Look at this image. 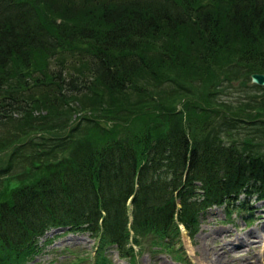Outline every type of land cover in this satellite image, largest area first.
<instances>
[{
  "label": "trees",
  "instance_id": "1",
  "mask_svg": "<svg viewBox=\"0 0 264 264\" xmlns=\"http://www.w3.org/2000/svg\"><path fill=\"white\" fill-rule=\"evenodd\" d=\"M238 72L264 74V0H0V264L56 228L134 264L213 207L250 215L264 97L215 91Z\"/></svg>",
  "mask_w": 264,
  "mask_h": 264
},
{
  "label": "rangeland",
  "instance_id": "2",
  "mask_svg": "<svg viewBox=\"0 0 264 264\" xmlns=\"http://www.w3.org/2000/svg\"><path fill=\"white\" fill-rule=\"evenodd\" d=\"M219 74L220 72H215L212 79L216 80L215 77ZM240 74L243 72H238L235 74L237 76H233V79L236 80L222 82L215 88V91H221L218 95V102L225 101L236 104L237 101H242L245 95L256 98L264 97L262 90L264 87L254 88L256 86L250 83L249 76L242 78ZM224 77L226 75L220 76L216 82ZM157 91H152V99L156 103L166 107L174 106L175 101L168 99L169 94H165L163 98ZM196 98L199 99V97ZM248 101L247 99L244 102ZM241 105L244 104L241 102ZM259 107L260 105L250 103L244 107L247 110L243 111L241 116L247 120L253 119L255 116L256 119H259ZM221 118L219 116V119ZM136 124L131 125L130 128H136ZM255 211L257 213L250 221L251 223H246L242 215H238L236 212L228 217L223 209H212L205 216L200 217L198 231L192 237L183 233L181 243L177 245L179 251L170 253L171 257L165 252L156 254L140 252L135 258L134 264H264V203L258 204ZM247 224L250 226L248 227ZM64 233L50 232L46 236L45 239L51 240V243L50 245L43 244L42 250L35 260L37 263L130 264V261L117 259V256L113 252L111 254V250L108 251V249L101 253V257L92 259L95 253L94 241L86 235ZM56 235L61 236L56 239L54 237ZM261 254H263L262 259L260 258Z\"/></svg>",
  "mask_w": 264,
  "mask_h": 264
},
{
  "label": "water",
  "instance_id": "3",
  "mask_svg": "<svg viewBox=\"0 0 264 264\" xmlns=\"http://www.w3.org/2000/svg\"><path fill=\"white\" fill-rule=\"evenodd\" d=\"M250 78L253 84L264 86V75L252 74Z\"/></svg>",
  "mask_w": 264,
  "mask_h": 264
},
{
  "label": "bare ground",
  "instance_id": "4",
  "mask_svg": "<svg viewBox=\"0 0 264 264\" xmlns=\"http://www.w3.org/2000/svg\"><path fill=\"white\" fill-rule=\"evenodd\" d=\"M260 258H261V259L263 258V254L260 255Z\"/></svg>",
  "mask_w": 264,
  "mask_h": 264
}]
</instances>
